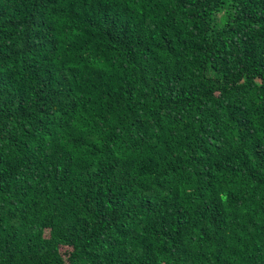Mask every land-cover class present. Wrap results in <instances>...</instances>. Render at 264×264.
<instances>
[{"label": "trees", "instance_id": "1", "mask_svg": "<svg viewBox=\"0 0 264 264\" xmlns=\"http://www.w3.org/2000/svg\"><path fill=\"white\" fill-rule=\"evenodd\" d=\"M0 264H264V0H0Z\"/></svg>", "mask_w": 264, "mask_h": 264}]
</instances>
